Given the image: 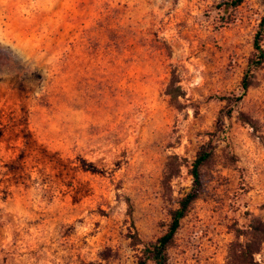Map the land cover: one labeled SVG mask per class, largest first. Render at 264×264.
Returning <instances> with one entry per match:
<instances>
[{
    "label": "rangeland",
    "instance_id": "1",
    "mask_svg": "<svg viewBox=\"0 0 264 264\" xmlns=\"http://www.w3.org/2000/svg\"><path fill=\"white\" fill-rule=\"evenodd\" d=\"M230 1L0 0V264H133L209 143L169 264H264V0Z\"/></svg>",
    "mask_w": 264,
    "mask_h": 264
},
{
    "label": "trees",
    "instance_id": "2",
    "mask_svg": "<svg viewBox=\"0 0 264 264\" xmlns=\"http://www.w3.org/2000/svg\"><path fill=\"white\" fill-rule=\"evenodd\" d=\"M247 0H231L229 6L238 8ZM264 17L260 28L255 35L254 52L249 60L248 70L242 81V97L252 86L254 72L264 64ZM28 65L17 57L10 49L3 48L0 45V77H9L11 79H21L30 71ZM4 73V74H3ZM242 97L238 98L240 101ZM216 146L209 143L204 147L197 158L194 160L191 169L193 185L191 191L182 197L176 209L171 212L170 224L166 232L155 240L143 241L138 235L132 238L131 246L136 251L135 262L133 264H169V250L181 227L183 219L187 216L191 206L199 199L203 190L202 168L212 159ZM246 259L247 255H243ZM245 260L246 264L253 263V254Z\"/></svg>",
    "mask_w": 264,
    "mask_h": 264
}]
</instances>
